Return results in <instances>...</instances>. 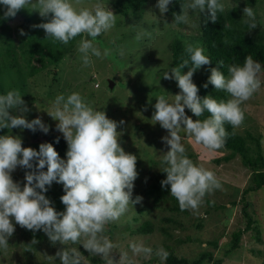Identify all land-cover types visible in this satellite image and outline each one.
Wrapping results in <instances>:
<instances>
[{"label":"rangeland","instance_id":"rangeland-1","mask_svg":"<svg viewBox=\"0 0 264 264\" xmlns=\"http://www.w3.org/2000/svg\"><path fill=\"white\" fill-rule=\"evenodd\" d=\"M96 2L85 0L86 5ZM99 2L117 15L116 24L93 43L101 52L105 48L110 49L111 55L103 59L93 56L92 64L87 67L82 64L77 46L81 39L91 37H86V34L75 37L73 42L66 45L71 46V52L68 49L69 53L64 51L66 54L59 62L48 63V56H38L30 50L36 34L43 32L33 27L38 25V12L29 7L21 9L14 18L4 19L6 9L0 5V84L3 87L0 94L12 89L19 90L30 109L25 113V118L31 121L41 117L49 127V132L62 138L63 134L56 129L58 121L45 112L59 94L67 97L77 92L94 110L104 111L109 119L118 123V142L126 153L137 157L138 176L133 182L132 199L140 196L142 202L129 204L128 211L118 221L106 226L104 235L119 246L115 251L129 250V242L135 240L143 241L145 246L153 249V255L148 259L136 257V264H164L165 261L162 262L155 255L156 249L161 247L169 253L166 260L170 261L175 258L189 263L201 252L209 251L211 258L201 264H214L218 259H221V264H264V186L241 194L242 189L249 185L250 170L242 164L238 155L234 154L224 160L223 157L230 153L225 148L211 153L204 152L181 130V143L188 158L213 171L221 188L206 194L197 211H181L178 201L170 195V188L161 197L162 201L158 202L143 194L145 186L154 178L153 173L163 167L159 156L169 150L162 142V137L169 135L168 131L158 122L152 121L156 98L164 95L171 102L173 96L180 92L174 79L163 78V73H170L172 68L170 42L176 37L181 49L186 47V43L200 46L199 12H189V24L172 26L169 12L161 16L155 8L157 0H144L138 10L130 11V8H126L125 12H122L123 0ZM185 2L183 0V4ZM220 2L225 4L224 13L229 18V27L259 37L264 43V0ZM246 6L254 9L258 24L255 29L250 30L243 23V9ZM49 44L53 45L46 43ZM7 49L12 50L10 55L13 61ZM121 51L124 53L122 56ZM7 61H11L9 65L4 64ZM261 65V89L241 105L245 119L241 126L233 130L238 135L244 134L246 130L253 138H257V135L264 161V63ZM188 70H181L182 74ZM201 71L199 68L194 72L193 83H199ZM108 81L112 83L111 87H108ZM8 82L12 84L11 87ZM227 97L230 99L228 93ZM185 113L193 120L198 119L187 108ZM120 121L124 123L120 124ZM7 130L4 135L17 136L21 138L23 147H32L37 151L39 142L44 140L40 130ZM249 145L252 146V142ZM249 153L251 156L254 154ZM61 159H66V155ZM22 170L18 166L12 173L13 180L20 184ZM48 189L50 191L46 198L50 199L57 212H63L64 205L58 209L62 184L53 182ZM244 213L251 219L250 228L239 236L238 247L224 255L230 245L231 233L245 226ZM13 223L15 231L8 240L7 252L0 250V264H61L59 258L53 260L48 257H55L56 252L64 247L77 248L85 256V264H105L100 256H91L80 244H52L43 231L40 230V237L36 238L29 230ZM143 223H148L149 227H142ZM257 234L259 239L256 238ZM33 240L36 243H32ZM211 241H215L216 245L209 244ZM114 258L119 259L118 252L114 253Z\"/></svg>","mask_w":264,"mask_h":264},{"label":"clouds","instance_id":"clouds-1","mask_svg":"<svg viewBox=\"0 0 264 264\" xmlns=\"http://www.w3.org/2000/svg\"><path fill=\"white\" fill-rule=\"evenodd\" d=\"M171 2L157 0L155 8L161 16L169 11ZM0 5L6 9L4 19L14 18L21 9L29 7L38 12L47 22L33 27L43 29L46 37L54 42L67 45L81 34L91 37L81 39L77 46L85 67L92 64L93 56L103 59L111 55L110 49L101 52L93 43L116 24L117 15L99 0L90 5H86L85 0H0ZM180 9L179 14L173 13L172 26L189 24L190 11H198L216 23L217 13L225 11V4L220 0H186ZM243 17V23L250 30L257 28L252 7H244ZM185 51L192 67L182 74L181 70L189 65V60H184L179 66L172 67L170 73H163L164 79L177 82L180 92L171 102L164 95L156 98L152 121L158 122L169 133L162 137L169 150L159 156L162 172L166 173L161 187L170 186V195L178 201L181 211H197L205 195L220 189L221 184L213 171L188 158L179 133L183 130L204 152L222 149L228 136L224 125L241 126L245 119L241 105L261 89L262 65L249 55L243 66L229 65L225 77L219 70L224 61H219L218 67L211 68L203 85L207 88L211 84L230 96L227 101H217L210 95L199 96V88L192 79L197 69L211 63L204 48L186 43ZM123 54L121 51L120 55ZM186 108L197 118L205 112L210 115L203 120H193L186 115ZM29 111L19 90L0 94V130L23 128L47 134L49 127L41 117L31 121L25 118ZM45 112L58 121L56 129L67 143L66 159L60 158L51 143H41L37 151L23 147L17 136L0 135V250L7 252L9 248L8 240L15 231L14 221L30 231L42 230L52 244H80L91 256H100L105 264H136V257L150 258L153 249L145 246L143 241L129 242L130 256L129 250L115 251L119 246L104 235L106 226L118 221L128 211L129 204L142 202L140 196L132 199L133 182L138 176L137 157L126 153L118 142V123L109 119L104 111L94 110L77 92L67 97L57 95ZM18 166L27 170L23 186L12 178ZM53 182L63 186L64 195L60 197L65 206L63 212H57L44 194ZM116 252L119 253L118 260L114 258ZM155 255L163 262L169 253L161 247L156 249ZM48 258H59L61 264H85V256L75 247H64L55 257Z\"/></svg>","mask_w":264,"mask_h":264},{"label":"trees","instance_id":"trees-1","mask_svg":"<svg viewBox=\"0 0 264 264\" xmlns=\"http://www.w3.org/2000/svg\"><path fill=\"white\" fill-rule=\"evenodd\" d=\"M124 4H122L123 9L122 12L126 11V8H130V11L138 10L139 7L142 6L144 0H123ZM183 4V0H172L169 8V14L171 17V20L173 22L174 16L173 13L179 14L181 9L180 5ZM231 12V11H230ZM227 15L224 12H218L217 13V21L216 23H212L210 19H208L204 14L199 13L198 17V30H199V37H200V46L204 48L205 55L208 56L211 60V63L209 65L201 66V76L199 78V83H197V87L199 88L198 95L201 97L204 96H212L217 101L224 100L227 101V93L223 90H216L213 85L209 84L207 88H204L203 85L207 82L208 77L210 76V70L213 67H218V62L223 60L224 66L220 68L219 70L223 72L224 75H228V66L231 64H237L240 66H243L244 59L246 56L251 55L252 58L258 62L264 63V43L259 37L256 36H249L245 34L241 30H237L235 27H229ZM38 24L47 22L45 18L38 17L37 18ZM180 25V24H178ZM227 25V27L225 26ZM40 29V28H39ZM43 30V29H40ZM74 39L70 40L69 43L73 42ZM227 41V43H225ZM47 42L52 43L53 45H46ZM45 44L44 46H41V44ZM10 45H8L7 48H9ZM51 46V47H50ZM181 44L179 40L174 37L172 38L170 42V49H171V65L172 67L179 66L183 63L184 60H189V65L186 66L183 69H187L192 67L190 56L184 49H181ZM69 49V52H71V46H66L58 41H53L52 38H47L46 33L43 32L41 34H36L35 41L30 46V50L38 55V56H48V63H54L59 62L65 52H67ZM52 51H55L52 53ZM65 51V52H64ZM12 50L7 49V53L10 55ZM67 52V53H69ZM6 54V53H5ZM11 58H13L12 55H10ZM14 58L12 59V61ZM11 62V61H10ZM10 62L4 63L5 65H9ZM15 65V63L13 64ZM182 69V70H183ZM9 70V69H8ZM1 83V80H0ZM9 84V82H8ZM12 84H9V87H11ZM96 86V85H94ZM0 89H3V87L0 84ZM209 113L205 112L203 116L199 117L198 119H206L209 117ZM228 136L226 138V143L223 148L227 149L230 153L227 156H222L224 160L230 159V157H233L232 155L236 154L240 157V160L244 166H246L250 170V174L248 176V186L243 188L241 191V194H245L248 191L256 190L262 186H264V161L262 159V156L260 154V144L257 138H253L251 136V133L248 132V130L244 131V134L238 135L234 132L233 127L229 124L224 125ZM8 130L3 129L0 130V135H4ZM42 137H44L43 142L40 141L39 145L41 143H51L55 150L58 152L60 158L65 157L66 151H67V144L59 135H55L48 131L47 134L41 133ZM57 139L59 142H57ZM249 142H252V146L249 145ZM38 145V150H39ZM249 152L254 153L252 156ZM221 157V159H222ZM26 169L22 170L23 177L21 178V185L23 186L24 181V175H25ZM46 171V168H45ZM163 167L159 169L157 173L154 174V178H151L148 184L145 186V190L143 191V194L151 196L152 201L158 202L162 201L161 197H164L165 194H167L168 189L170 186L161 187V181L163 179H166V173H163ZM153 176V175H151ZM47 187V186H46ZM49 189L45 194V196L49 195ZM156 193V194H155ZM64 195V191L60 193V197ZM166 199V198H165ZM174 199V198H172ZM60 206H63L61 200L58 202V209H60ZM178 210L177 208H174ZM244 212V211H243ZM246 221L245 226L242 230H237L235 232L231 233L230 237V245L229 247L224 251V255L229 253L231 250L236 249L238 247V241L239 236L243 233V231H247L250 228L251 225V219L245 214ZM147 224H142V227H147ZM149 227V226H148ZM146 230V229H143ZM30 231V230H29ZM42 231V230H41ZM39 231H30L31 235H34L36 238H39ZM257 239H259L258 234L256 235ZM209 244L216 245L215 241L209 242ZM211 258V253L209 251L201 252L195 259L190 261L189 263L185 261L184 259H181L180 261L175 260L173 258V261L166 260L164 264H201L204 260H209ZM91 261L94 262V260L91 259ZM214 264H221V259H218L214 261Z\"/></svg>","mask_w":264,"mask_h":264},{"label":"water","instance_id":"water-1","mask_svg":"<svg viewBox=\"0 0 264 264\" xmlns=\"http://www.w3.org/2000/svg\"><path fill=\"white\" fill-rule=\"evenodd\" d=\"M112 83L110 81H108V87H111Z\"/></svg>","mask_w":264,"mask_h":264}]
</instances>
